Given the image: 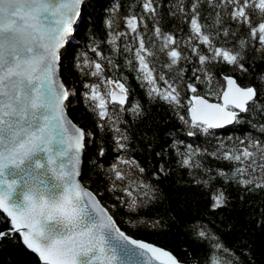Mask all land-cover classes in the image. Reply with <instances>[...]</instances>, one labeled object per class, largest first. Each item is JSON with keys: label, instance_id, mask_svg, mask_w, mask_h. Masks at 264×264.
Here are the masks:
<instances>
[{"label": "snow or ice", "instance_id": "snow-or-ice-1", "mask_svg": "<svg viewBox=\"0 0 264 264\" xmlns=\"http://www.w3.org/2000/svg\"><path fill=\"white\" fill-rule=\"evenodd\" d=\"M100 7L0 0V244H18L37 264H255L244 242L237 252L217 231L231 234L238 218L218 225L215 215L237 200L259 209L249 218L264 228V0H130L123 12L113 3L102 37L92 30ZM77 103L91 126L69 117ZM161 107L179 126L136 133ZM241 125L240 135L219 134ZM104 136L116 155L96 165L92 188L83 154L95 143L102 158L95 138ZM170 152L186 174L173 187L210 191L204 219L184 225L193 247L179 256L121 227L164 231L183 218V200L161 187Z\"/></svg>", "mask_w": 264, "mask_h": 264}, {"label": "trees", "instance_id": "trees-1", "mask_svg": "<svg viewBox=\"0 0 264 264\" xmlns=\"http://www.w3.org/2000/svg\"><path fill=\"white\" fill-rule=\"evenodd\" d=\"M94 2L101 7L98 9L99 16L97 17L92 30L96 32L98 36L102 37L103 28L101 24V18L104 14V8L111 6V4L113 3H120L122 6L121 11L123 12L125 11L126 4L129 3L130 0H94ZM78 42L79 49L87 51L88 37L87 33L82 28L78 29ZM89 55L92 56V53L89 52ZM66 65L67 61H62L61 75L65 78L67 73ZM125 75H128L129 77L128 85L133 90L132 95L142 99V91L136 85L134 79H132L131 74L125 72ZM73 76H75V74H73ZM75 83L77 88H79V82L75 81ZM67 111L69 117L77 124L81 126H91L92 122L81 103H77L75 106L69 105ZM153 111L155 113V109ZM178 126V122L171 118L163 109V107H161L158 113V118L154 119L151 127L145 128L143 125L138 126L136 129V133H143L146 131L149 136H151L153 132L160 131L164 128L175 129ZM246 127V125L237 126L235 128L233 126H226L225 129L219 131V134L240 135L246 129ZM180 138L186 139L188 142L195 141V143L197 144L203 142L202 137L185 138L181 134ZM95 139L97 141H99L100 139L103 140L105 155L102 158H98L96 156V144L94 143L89 146L84 152L82 161V179L83 176L86 175L88 177V182L90 183V186L92 188H97L101 184L102 173L97 170L96 165L99 163H103L104 166L107 167L108 164L112 161L113 157L116 155V153H114L112 150V146L107 136H104L103 138L97 137ZM162 143H164V137L161 135L156 143V150L159 149ZM132 155H134L141 162H144L147 157V153H141L139 151L133 152ZM175 160L176 157L170 152L165 163L166 165L171 167L172 174L170 176L164 177L161 180V187L165 190L166 193L174 196L178 201L182 199L185 203V213L183 218H181L179 224L172 223L171 226L164 231H151L143 228L128 229L127 226L123 224H121V227L126 232H130L135 238L144 239L148 242L155 243L156 245L164 247L179 256L182 254V249L184 247H189L190 249L193 247L188 239L187 234L184 231V225L186 223L192 222L197 218L204 219V217L200 216V212L207 205V196L210 195V191L202 192L197 189L188 190L182 187H173L175 181L179 177H183L186 175L183 170L177 167ZM93 161H95V163H93ZM155 162L156 161H153V163ZM207 163L210 165H216L218 162L209 159L207 160ZM220 166L227 167L228 165L223 164ZM148 171L150 173L152 171V168H149ZM193 193L195 194L193 195ZM154 211L156 210L148 209L147 214L151 215ZM258 213V208L253 209L246 205H242L237 200H233L229 208H225L222 210V212L215 215V220L219 225L222 218H238L239 228L231 234L222 232L219 228L217 229V231L220 232L224 242L229 247H235L237 252L240 251L238 243L240 241L244 242L245 248L248 252L251 253V260L254 261L255 264H264V228L257 226L254 220L249 218L251 215H258ZM0 227H3V225H0ZM198 250L201 252L206 251L203 246H200ZM0 264H37V258L18 244L4 242L3 244H0Z\"/></svg>", "mask_w": 264, "mask_h": 264}]
</instances>
